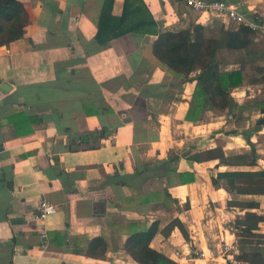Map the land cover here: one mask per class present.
Wrapping results in <instances>:
<instances>
[{
    "label": "crops",
    "instance_id": "1",
    "mask_svg": "<svg viewBox=\"0 0 264 264\" xmlns=\"http://www.w3.org/2000/svg\"><path fill=\"white\" fill-rule=\"evenodd\" d=\"M22 1L30 15L26 33L0 46V264H140L124 249L127 230L114 233L113 226L157 219L152 247L181 264H224L221 246L236 239L233 223L243 211L228 205L224 187H212L216 162H188L182 155L160 175L146 165L153 168L172 150L200 140H208L203 148L221 144L227 154L248 152V134L260 156L251 168L264 169V83L236 88L233 111H209L203 121H187L196 82L178 93L172 86L178 78L144 55L156 36L129 34L99 45L82 0ZM145 1L161 26L187 25V13L180 17L169 0ZM228 1L264 17V0ZM123 2L116 0L115 14ZM84 101L91 112L106 111L88 114ZM10 110L31 118L21 123L24 134L8 118ZM102 127L109 132L98 148H72V134L76 145L82 141L78 134ZM179 169L194 170L195 180L183 184ZM164 187L178 204L165 208L163 200L129 199ZM44 197L57 206L46 219V235L35 218ZM253 197L264 215V194ZM176 217L190 240L178 227L164 233ZM259 228L264 232V221ZM104 230L111 231L114 245L104 257L76 251L74 240L83 250L87 245L74 236L91 240ZM194 249L212 251L213 258H198Z\"/></svg>",
    "mask_w": 264,
    "mask_h": 264
},
{
    "label": "trees",
    "instance_id": "2",
    "mask_svg": "<svg viewBox=\"0 0 264 264\" xmlns=\"http://www.w3.org/2000/svg\"><path fill=\"white\" fill-rule=\"evenodd\" d=\"M169 1L180 17L183 16L185 8L191 10L183 0ZM115 2L116 0H82V12L97 27L94 42L107 45L112 40L129 34L156 36L144 46V55L156 66L178 78L176 83H172V86L178 87V93L184 91V84L196 82L185 114L187 121H203L209 111H233L238 107L232 95L236 88L251 83H264V41L258 39V32L251 27L244 24L230 27L218 23L215 34H210L208 26L190 18L186 26L166 28L160 25L145 0H124L120 14L114 13ZM29 23L30 15L22 0H0V46L24 37ZM258 73L261 75L258 76ZM84 107L88 114L106 111L98 108L91 112L87 101H84ZM8 118L20 134L25 133L21 124L23 120L31 119L23 111L15 110L8 112ZM27 131H32V128ZM108 132L105 127L87 130L77 135L82 141L76 145L73 141L76 136L72 134V148H98ZM244 136L250 145L248 152L227 154L221 144L203 148L208 140H200L198 144L188 142L179 152L172 150L168 159L157 162L153 168L147 164L146 169L160 175V170L165 172L166 163L178 164L182 155L188 162L215 161L212 169L216 170V173L210 177L212 187H224L230 194L228 205L243 211L233 223L240 246L237 257L243 264H264V232L259 228V224L264 221V215L257 212L260 207L258 199L246 198L264 194V169L251 168L258 164L260 156L251 136ZM222 166L227 169L221 170ZM178 174L183 184L195 180L194 170L179 169ZM138 198L141 203L163 200L162 205L165 208L174 203L178 204V200L172 197L167 187L155 193L129 199ZM176 227L186 240H190L183 222L178 217L172 219L163 231L168 235ZM159 228L160 220L157 219L150 225L143 222L115 224L113 231L120 233L123 229L127 230L128 238L124 249L140 264H181L151 246ZM110 235L111 231L104 230L102 235L91 240L87 236H74L73 239L85 238L87 245L83 250L74 240L75 249L78 252L85 251L93 257H104L106 251L114 247Z\"/></svg>",
    "mask_w": 264,
    "mask_h": 264
},
{
    "label": "built area",
    "instance_id": "3",
    "mask_svg": "<svg viewBox=\"0 0 264 264\" xmlns=\"http://www.w3.org/2000/svg\"><path fill=\"white\" fill-rule=\"evenodd\" d=\"M187 8L205 16L206 20L217 17L227 23L238 26L240 24L247 25L258 32V35L264 36V17L257 12H250L240 3H232L228 0H183ZM202 22V21H200ZM203 23V22H202ZM227 25V26H228ZM56 204L48 197H44L39 205L35 216L36 224L41 227L43 235H46L45 222L48 216L56 212ZM221 251L224 256V264H243L238 259L240 253L237 239L232 242L223 241ZM193 253L198 258H213V252L206 253L204 250L194 249Z\"/></svg>",
    "mask_w": 264,
    "mask_h": 264
},
{
    "label": "rangeland",
    "instance_id": "4",
    "mask_svg": "<svg viewBox=\"0 0 264 264\" xmlns=\"http://www.w3.org/2000/svg\"><path fill=\"white\" fill-rule=\"evenodd\" d=\"M184 10H185V12L187 13V14H186V17H185V19H184V20L186 21V23H188V19H190V18L195 19V20L200 19V15L197 14V12H195V11H193V10L189 11V10H187L186 8H185ZM185 12H184V13H185ZM183 18H184V17H183ZM211 19L214 20V21H211ZM211 19H210L209 21L205 22L204 24H205L206 26L209 27V33H210V34H215L217 28L219 27V24H218V23H222V20H221V19H218L217 17H212ZM222 24L228 25L227 23H224V21H223ZM228 26H230V27H234L233 24H230V25H228ZM263 143H264V141H263ZM249 197H250V196H247V198H249ZM251 197H253V195H251ZM236 239H237V237H236ZM237 243H238V240H237ZM238 248H239V250H240V246H239V244H238ZM239 252H240V251H239Z\"/></svg>",
    "mask_w": 264,
    "mask_h": 264
},
{
    "label": "water",
    "instance_id": "5",
    "mask_svg": "<svg viewBox=\"0 0 264 264\" xmlns=\"http://www.w3.org/2000/svg\"><path fill=\"white\" fill-rule=\"evenodd\" d=\"M264 122V119H260V123Z\"/></svg>",
    "mask_w": 264,
    "mask_h": 264
}]
</instances>
